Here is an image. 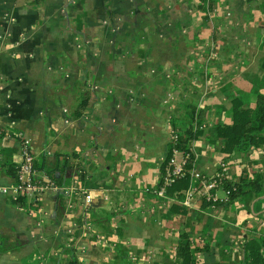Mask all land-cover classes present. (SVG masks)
I'll return each mask as SVG.
<instances>
[{
	"label": "crops",
	"instance_id": "0c3cea01",
	"mask_svg": "<svg viewBox=\"0 0 264 264\" xmlns=\"http://www.w3.org/2000/svg\"><path fill=\"white\" fill-rule=\"evenodd\" d=\"M200 4L0 0V185L17 183L18 132L41 185L0 192V264H180L182 234L194 264H242L244 241L264 235V195L226 203L219 191L218 204L188 207L185 189L156 194L170 118L201 103L205 130L229 122V99L263 74L264 0ZM221 147L197 138L195 168L210 176L224 160L233 181L264 172V145Z\"/></svg>",
	"mask_w": 264,
	"mask_h": 264
},
{
	"label": "trees",
	"instance_id": "16d2710c",
	"mask_svg": "<svg viewBox=\"0 0 264 264\" xmlns=\"http://www.w3.org/2000/svg\"><path fill=\"white\" fill-rule=\"evenodd\" d=\"M200 2V6L204 5V0ZM260 68L263 72L262 76L252 79L247 90L229 99L227 108L225 107L229 122L217 121L205 130L210 109L195 105L184 106L180 114L171 118V124L177 132V137L174 144L169 143V152L172 147H175L183 154L188 153L189 157L185 165L186 173L167 188L166 195L175 196L176 200H179L182 198L181 190L189 186L188 170L194 161L192 145L200 136L205 134L206 137L221 140L220 151L226 155L236 150L247 153L250 149L264 145V55L260 61ZM204 122L206 123L205 128L196 127ZM34 162L33 168L35 169ZM165 164L164 161L163 166ZM223 188L228 190V195L223 200L226 203L240 199L247 192L264 195V172L242 175L236 181H224ZM202 203L203 206H208L218 204L219 201L203 200ZM182 236L176 248V255L180 259V264H194L189 240L185 234ZM242 255V264H264V235L256 232L250 234L243 243ZM68 264L79 263L76 258L72 257Z\"/></svg>",
	"mask_w": 264,
	"mask_h": 264
},
{
	"label": "built area",
	"instance_id": "2783aa9c",
	"mask_svg": "<svg viewBox=\"0 0 264 264\" xmlns=\"http://www.w3.org/2000/svg\"><path fill=\"white\" fill-rule=\"evenodd\" d=\"M163 102L166 107H170L173 102V94H166ZM200 106L201 103L197 105V107ZM196 127H198V129H203L206 127V123H201ZM15 134L20 141L22 158L16 170L17 183L13 186L0 185V192L14 196L19 194L36 195L39 193L38 191L41 189V185L34 179L35 169L33 168V162L35 156L32 151L30 139L25 137L22 133L18 132ZM168 134V142L172 145L177 137V132L172 127L171 120L169 121ZM188 157V153L183 154L175 147L170 149L169 155L164 159L166 164L162 169L161 182L156 190L157 195L166 197L167 188L186 173L185 165ZM193 160L192 166L188 170L190 184L182 192L183 198L179 202L191 207L194 205V202L199 199L207 202L216 201L218 200L217 195L219 191L223 193L225 199L228 195V190L223 188L224 181H233L230 178L226 161H220L217 171L213 175L207 176L195 168V156ZM86 201H90L89 195L86 196Z\"/></svg>",
	"mask_w": 264,
	"mask_h": 264
},
{
	"label": "rangeland",
	"instance_id": "374dc122",
	"mask_svg": "<svg viewBox=\"0 0 264 264\" xmlns=\"http://www.w3.org/2000/svg\"><path fill=\"white\" fill-rule=\"evenodd\" d=\"M173 118V117H172ZM170 120H171V118H170Z\"/></svg>",
	"mask_w": 264,
	"mask_h": 264
}]
</instances>
